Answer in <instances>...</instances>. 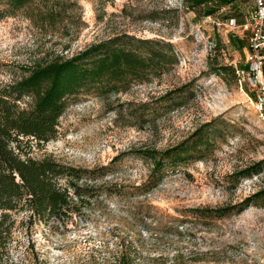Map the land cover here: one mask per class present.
Returning <instances> with one entry per match:
<instances>
[{
	"label": "rangeland",
	"instance_id": "374dc122",
	"mask_svg": "<svg viewBox=\"0 0 264 264\" xmlns=\"http://www.w3.org/2000/svg\"><path fill=\"white\" fill-rule=\"evenodd\" d=\"M251 1L198 16L182 0H60L55 25L42 27L31 8L0 21V89L34 63L71 57L121 34L170 42L177 57L163 75L126 92L68 101L57 136L31 155L106 166L98 181L105 186L65 224H22L25 216H16L6 264H264V203L223 217L208 211L237 206L264 189V171L236 179L264 161V117L249 101L248 85L241 90L210 68L246 65L229 36L248 40L240 24ZM208 124L209 150L165 173L153 189H139L150 162L135 151L171 148Z\"/></svg>",
	"mask_w": 264,
	"mask_h": 264
},
{
	"label": "trees",
	"instance_id": "16d2710c",
	"mask_svg": "<svg viewBox=\"0 0 264 264\" xmlns=\"http://www.w3.org/2000/svg\"><path fill=\"white\" fill-rule=\"evenodd\" d=\"M233 1L182 0V5L198 16H211ZM62 5L60 0H0V21L31 8V19L35 18L34 21L46 28L59 21L64 10ZM229 42L239 51L247 46V40L232 35ZM176 62L170 42L121 34L92 43L71 57L34 63L24 70L23 76L0 89V264H6L16 216H25L22 224H65L105 186L98 181L104 178L106 166L89 169L52 156L34 158L31 155L34 147L57 136L59 119L68 101L79 95L108 96L126 92L134 83L160 77ZM210 68L213 74L238 79L232 65L215 62ZM185 91L184 86L177 93L182 95ZM143 113L139 115L142 117ZM210 127L209 124L200 127L165 150L135 151V156L150 162L147 180L139 189L149 191L168 171L199 159L213 144ZM262 171L264 161H259L241 170L236 179ZM105 191L112 193L113 190ZM260 203H264V189L237 206L208 211L223 217Z\"/></svg>",
	"mask_w": 264,
	"mask_h": 264
},
{
	"label": "built area",
	"instance_id": "2783aa9c",
	"mask_svg": "<svg viewBox=\"0 0 264 264\" xmlns=\"http://www.w3.org/2000/svg\"><path fill=\"white\" fill-rule=\"evenodd\" d=\"M253 1L254 9L241 26L249 34L245 48L247 67L236 68V75L241 90L244 84L248 85L253 93L249 101L257 113L264 117V0Z\"/></svg>",
	"mask_w": 264,
	"mask_h": 264
},
{
	"label": "crops",
	"instance_id": "0c3cea01",
	"mask_svg": "<svg viewBox=\"0 0 264 264\" xmlns=\"http://www.w3.org/2000/svg\"><path fill=\"white\" fill-rule=\"evenodd\" d=\"M252 2V5H253V7H252V10L254 9V1L252 0L251 1ZM252 10L248 13V16L250 15V13L252 12ZM248 16L245 18V20L243 21V23L242 24H240V27L246 22V20H247V18H248ZM235 21V20H234ZM244 55H245V49H244Z\"/></svg>",
	"mask_w": 264,
	"mask_h": 264
}]
</instances>
